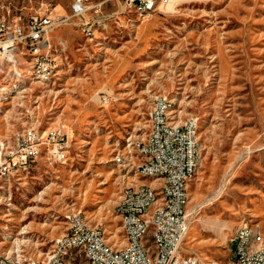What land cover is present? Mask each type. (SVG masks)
Masks as SVG:
<instances>
[{
  "label": "rangeland",
  "instance_id": "rangeland-1",
  "mask_svg": "<svg viewBox=\"0 0 264 264\" xmlns=\"http://www.w3.org/2000/svg\"><path fill=\"white\" fill-rule=\"evenodd\" d=\"M73 2L0 0V17H52L59 24L49 43L65 47L40 82L55 87L16 79L0 90V141L35 117L43 129L63 125L71 143L69 162L14 177L21 182L9 200L0 185V256L41 258L63 233L71 203L108 243L122 235L114 207L126 170L113 157L126 153L128 135L148 132L146 111L159 94L177 121H197L200 166L189 184L183 250L199 264H230L242 223L264 237V0H157L143 17L123 12L120 0H89L83 20L94 24L93 42Z\"/></svg>",
  "mask_w": 264,
  "mask_h": 264
},
{
  "label": "built area",
  "instance_id": "built-area-1",
  "mask_svg": "<svg viewBox=\"0 0 264 264\" xmlns=\"http://www.w3.org/2000/svg\"><path fill=\"white\" fill-rule=\"evenodd\" d=\"M120 1L123 12L136 15L138 8L146 7L149 2ZM88 2L74 0L73 16L83 20ZM163 2L160 0V5ZM58 24L49 15H34L26 22L21 18L0 17V90L16 79L28 80V87H55L32 80L31 72L54 74L52 64L56 59H63V43L54 47L49 43L50 33ZM82 27L86 40L93 42L94 24L83 20ZM24 52H32V60H25ZM16 99L19 96L13 98L12 104ZM100 100L106 103L108 97L102 95ZM34 103L33 114L40 105L38 101ZM146 112L152 116L150 142L142 143L141 135L137 154L126 155L123 147L113 157V160H120L118 170L121 173L126 163H135L137 168L144 170V179H137L133 188L127 190L126 207L115 213L120 224L128 225V235H117L113 243H106L102 226L91 225L84 211L71 203L63 215V233L52 241L50 250L41 258L29 257L31 264H74L77 257H83L87 264H93V259H101V264H199L194 255L183 250L185 228L190 227L193 215L189 208V184L195 177H190V165L200 166L195 135L197 121L191 117L190 123L184 126L169 122L168 113L174 111L166 108V97L159 94L152 96ZM29 116L31 119L35 115ZM33 118L29 124L26 121L22 129L0 141V185L6 186L4 196L7 200L11 198L13 183L21 182L14 180L15 171H23L25 178L39 172L44 165L71 159V143L64 126L43 129ZM6 119H11L9 113L4 115L3 120ZM125 140H129V135ZM141 155H149L147 165H139ZM159 188H166L168 207L165 210H158V202H152V194L159 193ZM248 225L242 223L230 240L235 246L230 247L229 260H238V264H258V258L264 254L260 227L257 240H263V247H257V253H250V246L245 245ZM146 230H153V237H146ZM153 244H160V251H153ZM66 249H73V256H66ZM10 257L18 256H0V264H10Z\"/></svg>",
  "mask_w": 264,
  "mask_h": 264
},
{
  "label": "bare ground",
  "instance_id": "bare-ground-1",
  "mask_svg": "<svg viewBox=\"0 0 264 264\" xmlns=\"http://www.w3.org/2000/svg\"><path fill=\"white\" fill-rule=\"evenodd\" d=\"M158 4L157 0H149L146 7L138 8V15H150L157 10ZM50 40V37H49ZM25 60H32V52H24ZM56 68V63L52 64V73ZM52 74H46L44 72H31L33 80L45 81L51 77ZM17 88V87H16ZM2 98V97H1ZM166 108L170 109V103L166 100ZM170 111H173L170 109ZM169 122H176V126H184L185 124L190 123V118L185 119L182 122H179L175 119L174 112L168 113ZM148 123V132L142 137V143H149L150 136H152V116L148 113L147 118ZM195 135H197V127L195 126ZM127 141V140H126ZM140 150V138L135 140L129 139L127 141V151L138 153ZM126 151V155H128ZM120 166V160H115ZM149 162V155H141L139 157V165H147ZM199 165H190V177H194ZM126 170V173L122 176L119 181L120 192L116 205L114 207L115 213L121 211L126 207V195L127 190L133 188L134 184L137 183V179H144V170L137 168L135 163H126L125 167H122ZM23 174V171H15L14 177ZM152 202H158V210H165L168 207V199H166V188H159V193L152 194ZM122 235H128V225L121 224ZM189 227L185 228V236L188 232ZM258 225H248V231L245 232V245L250 246V253H257V247H263V240H257ZM103 237L105 238L106 243L107 239L105 237V231L103 230ZM146 237H153V230H146ZM256 243V246H254ZM153 251H160V244H153ZM66 256H73V249H66ZM87 263V261H86ZM10 264H31L29 257H10ZM93 264H101V259H93ZM230 264H238V260H230ZM258 264H264V254H261V257L258 258Z\"/></svg>",
  "mask_w": 264,
  "mask_h": 264
}]
</instances>
